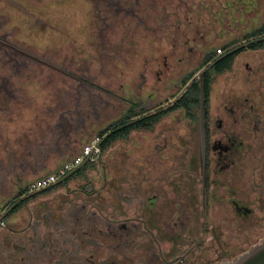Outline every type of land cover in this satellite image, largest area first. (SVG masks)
<instances>
[{
  "label": "flooded vegetation",
  "instance_id": "obj_1",
  "mask_svg": "<svg viewBox=\"0 0 264 264\" xmlns=\"http://www.w3.org/2000/svg\"><path fill=\"white\" fill-rule=\"evenodd\" d=\"M132 124L133 153L102 157L118 138L31 189ZM0 211V264H219L258 244L264 0H0Z\"/></svg>",
  "mask_w": 264,
  "mask_h": 264
},
{
  "label": "built area",
  "instance_id": "obj_2",
  "mask_svg": "<svg viewBox=\"0 0 264 264\" xmlns=\"http://www.w3.org/2000/svg\"><path fill=\"white\" fill-rule=\"evenodd\" d=\"M100 137H96L90 142H88L81 150V153L77 155L72 161L68 162L65 166H63L58 173H50L44 177H41L37 180H35L32 185L31 189L33 190H39L46 187H49L53 183L57 182V180L63 176V174L71 169L72 167L80 164L84 158H94L96 155H98L101 152V146H100ZM3 212L0 211V224L4 223V219L2 216Z\"/></svg>",
  "mask_w": 264,
  "mask_h": 264
},
{
  "label": "water",
  "instance_id": "obj_3",
  "mask_svg": "<svg viewBox=\"0 0 264 264\" xmlns=\"http://www.w3.org/2000/svg\"><path fill=\"white\" fill-rule=\"evenodd\" d=\"M200 92H201L200 93V124H201L202 137H204L205 115H206V110H205L206 94H205L203 75L201 79ZM219 264H264V239H262L258 244L253 246L246 253L234 259L226 260Z\"/></svg>",
  "mask_w": 264,
  "mask_h": 264
},
{
  "label": "rangeland",
  "instance_id": "obj_4",
  "mask_svg": "<svg viewBox=\"0 0 264 264\" xmlns=\"http://www.w3.org/2000/svg\"><path fill=\"white\" fill-rule=\"evenodd\" d=\"M133 153V132L130 133L125 139H119L112 144L111 147L107 148L105 154L110 156H116V158L122 160L128 154Z\"/></svg>",
  "mask_w": 264,
  "mask_h": 264
},
{
  "label": "trees",
  "instance_id": "obj_5",
  "mask_svg": "<svg viewBox=\"0 0 264 264\" xmlns=\"http://www.w3.org/2000/svg\"><path fill=\"white\" fill-rule=\"evenodd\" d=\"M193 99L195 100V102L198 104L199 103V97L198 94L193 95ZM156 119L154 118L151 123H154ZM141 124V123H140ZM148 123L146 122H142V125H146ZM133 130V124L130 126H127L125 128H122L118 131V133H115L113 135H111L103 144H101L102 149H106L108 147V145H110L113 141H115L118 138H125L129 135V133Z\"/></svg>",
  "mask_w": 264,
  "mask_h": 264
}]
</instances>
